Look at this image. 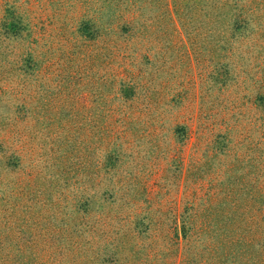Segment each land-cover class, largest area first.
Masks as SVG:
<instances>
[{
  "label": "rangeland",
  "instance_id": "374dc122",
  "mask_svg": "<svg viewBox=\"0 0 264 264\" xmlns=\"http://www.w3.org/2000/svg\"><path fill=\"white\" fill-rule=\"evenodd\" d=\"M0 264H264V0H0Z\"/></svg>",
  "mask_w": 264,
  "mask_h": 264
}]
</instances>
